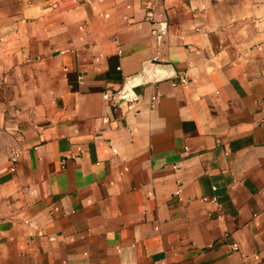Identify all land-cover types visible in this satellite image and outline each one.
<instances>
[{"label":"crops","instance_id":"0c3cea01","mask_svg":"<svg viewBox=\"0 0 264 264\" xmlns=\"http://www.w3.org/2000/svg\"><path fill=\"white\" fill-rule=\"evenodd\" d=\"M0 264H264V0H0Z\"/></svg>","mask_w":264,"mask_h":264},{"label":"built area","instance_id":"2783aa9c","mask_svg":"<svg viewBox=\"0 0 264 264\" xmlns=\"http://www.w3.org/2000/svg\"><path fill=\"white\" fill-rule=\"evenodd\" d=\"M99 1H102V0H99ZM80 4V3H79ZM103 16H105L106 14H102ZM164 28L165 27H161V28H156L154 27L151 31L152 34H154L156 37H159L163 31H164ZM180 82L181 83H186V77H180ZM117 92V91H116ZM104 99H108L109 98V93H104L103 96H102ZM135 98H131V100H134ZM152 99H155V97H152ZM130 108H132V106H129ZM18 154L17 153H14L13 155H11V170H14V162L17 158ZM178 193V191L176 192ZM206 199V198H205ZM213 200V199H212ZM231 248L232 249H237V244L236 243H232L231 244Z\"/></svg>","mask_w":264,"mask_h":264}]
</instances>
